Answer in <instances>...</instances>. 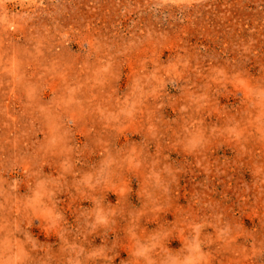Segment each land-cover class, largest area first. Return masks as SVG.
Returning a JSON list of instances; mask_svg holds the SVG:
<instances>
[{"label":"rangeland","instance_id":"1","mask_svg":"<svg viewBox=\"0 0 264 264\" xmlns=\"http://www.w3.org/2000/svg\"><path fill=\"white\" fill-rule=\"evenodd\" d=\"M0 264H264V0H0Z\"/></svg>","mask_w":264,"mask_h":264}]
</instances>
